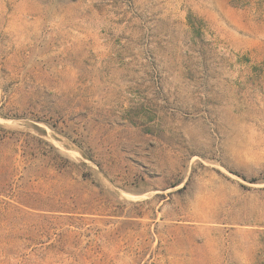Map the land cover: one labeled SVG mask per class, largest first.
Masks as SVG:
<instances>
[{
  "label": "rangeland",
  "instance_id": "obj_1",
  "mask_svg": "<svg viewBox=\"0 0 264 264\" xmlns=\"http://www.w3.org/2000/svg\"><path fill=\"white\" fill-rule=\"evenodd\" d=\"M0 264H264V0H0Z\"/></svg>",
  "mask_w": 264,
  "mask_h": 264
},
{
  "label": "trees",
  "instance_id": "obj_2",
  "mask_svg": "<svg viewBox=\"0 0 264 264\" xmlns=\"http://www.w3.org/2000/svg\"><path fill=\"white\" fill-rule=\"evenodd\" d=\"M188 21H189V23L191 24V26L193 27V30H194V29H198V32L201 33V29L203 28L202 25H197V26H196V24L192 21V17H191V15H189V19H188ZM197 38H198V42H199V44L202 45V44H203V39H202V37H197Z\"/></svg>",
  "mask_w": 264,
  "mask_h": 264
}]
</instances>
